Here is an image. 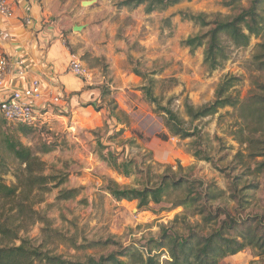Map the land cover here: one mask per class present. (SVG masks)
I'll list each match as a JSON object with an SVG mask.
<instances>
[{
	"label": "rangeland",
	"instance_id": "374dc122",
	"mask_svg": "<svg viewBox=\"0 0 264 264\" xmlns=\"http://www.w3.org/2000/svg\"><path fill=\"white\" fill-rule=\"evenodd\" d=\"M120 1L123 0H96L92 7L96 6L103 12L97 21L105 18L111 25L109 30L112 31L105 30V35L115 34L119 41L125 43V63L131 74L135 76V71L141 74V77L136 76L139 83L133 88L134 105L139 100L153 114L164 117L157 104L147 100L142 90L149 87L159 107L175 112L186 121V128L197 127V134L202 137L201 146H195L194 139L173 138L166 130L147 136L127 117L116 112V119L122 127L111 129L103 125L90 133L92 140L85 144L88 154L94 156L103 169L85 168L81 163L83 158L75 153L73 147L65 148L69 160H63L64 156L56 154V162H48V157L51 158L56 149L39 155L46 164L44 175L55 181L48 184L47 191L22 190L12 203L0 201V224L6 227L5 231H0V247H17L26 241L50 256L84 262L89 256L97 259L131 246L144 257L150 253L159 264H167V256L163 252L156 253L153 243L158 241L161 229L182 234L191 229L206 235L213 223L207 225L197 214L195 206L174 208V202L184 197L182 193L169 195L161 204L138 211L135 202H117L104 190L108 180L120 187L143 188L165 174L174 175L177 179H194L204 187L210 185L212 189L222 191L215 201L202 203L206 207L205 213L217 214L219 221L228 215L240 218L241 222L246 218V223H260L263 226L259 231L264 230V167L260 166L264 162V135L261 133H264V121L253 118L243 123L232 109L226 108L213 117L189 125L183 109L184 101L196 108L212 102L215 89L225 76L239 79L234 91L240 100L258 94L255 93L258 85H264V71L257 70V62L253 59L264 54V49L258 47L264 46V31L257 38L251 37L246 48H235L224 39L228 60L221 69L213 72L203 65V48L190 52L181 46L186 38L204 32L192 22L183 20L182 13L205 15L209 20L216 16L219 20H228L247 9L252 0L235 3L232 0L184 1L164 12L150 15L144 14L143 6L134 10H118ZM259 13L264 21V5ZM87 61L92 64L95 60ZM110 93L102 89L101 96L107 101V111L113 114L117 104ZM100 109H103L102 105L96 108ZM242 128L245 137L242 141L247 139L251 142L239 143L241 139L237 136ZM15 129L16 126L0 117V130L13 135L33 151L40 149L45 141L36 130L33 131L34 128L29 129L26 136L15 134ZM163 135L167 136L166 140L162 139ZM199 147L205 151L207 160L198 161L193 157V152ZM107 153H112L118 162H132L135 174L127 178L118 176L101 158L107 157ZM1 158V179L6 185H13L16 183L17 164L5 154L0 144ZM57 181H63L58 188L54 187ZM64 191H73V198L67 201L59 199L60 192ZM92 243L96 245L88 247ZM258 255L257 250L246 248L219 264H264V257ZM121 259L127 264L134 261L128 257Z\"/></svg>",
	"mask_w": 264,
	"mask_h": 264
},
{
	"label": "trees",
	"instance_id": "16d2710c",
	"mask_svg": "<svg viewBox=\"0 0 264 264\" xmlns=\"http://www.w3.org/2000/svg\"><path fill=\"white\" fill-rule=\"evenodd\" d=\"M184 1L189 2L191 0H123L117 3V9L134 10L143 6L144 14L150 15L154 12H164ZM240 1L243 0H232L231 2ZM263 5L264 0H252L247 9L228 20H219V16L209 20L205 15L182 13L183 20L192 22L204 32L186 38L181 42V46L189 49L190 52L203 48V65L210 72L221 69L228 60L223 45L224 39L228 40L235 48H246L251 37L257 38L264 31L263 16L259 13V9ZM167 23L170 24L169 21ZM258 47L264 49L263 45H258ZM253 59L257 62V70L264 71V54L255 56ZM133 73L135 76L141 77L138 71ZM238 82L239 79L236 77L225 76L215 89L213 101L204 106L196 108L188 101H184L183 109L188 124L192 125L202 119L213 117L220 110L226 108L232 109L243 123L253 118L258 120L260 118L264 121V85H258V92H255L258 94L240 100L238 93L234 91ZM142 90L147 100L157 104V109L164 115L161 119L169 136L180 140L194 139L193 144L201 146L202 137L197 134V127L186 128V121L175 112L168 108L159 107L149 87L145 86ZM14 126H16L15 134L23 136L28 135L30 130L34 128L26 125ZM35 130L43 137L48 134L43 129L34 128L33 131ZM243 132V128L238 132L237 137L239 140L241 139L239 143L251 142L247 139L242 141L245 138ZM261 133L264 135L263 132ZM43 139L45 141L41 148L33 151L24 146L13 135L0 130L1 146L5 154L17 164L14 175L15 184L6 185L0 176V201L2 203H12L20 196L22 190L28 192L33 190L47 191L48 184L55 181L54 178L44 175L46 164L39 159V155L54 151L58 145L54 141L48 142L45 138ZM162 139L166 140L167 136L163 135ZM206 156L205 151L201 150L200 147L193 152V157L198 161L207 160ZM101 158L118 176L127 178L135 174L136 170L132 168L130 161L118 162L112 153H107V157L102 156ZM2 165L3 159L1 158L0 169ZM260 166L264 167V162ZM62 183L63 181H57L54 187L58 188ZM104 190L117 202H135L138 211L148 210L152 205L161 204L169 195L182 193L184 197L174 202V208L195 206L197 214L202 216L207 225L213 223L206 235L191 229H188L185 234L161 229L158 241L153 243L156 253L161 254L163 252L167 256V264H219L226 257L234 256L246 248L255 249L259 252V257H264V230L259 231L263 225L246 223V218L241 222L240 218H231L229 215L224 220L219 221L217 214L213 216L209 212L205 213L206 207L202 203L205 200L213 202L222 194V191L212 189L210 185L204 187V184L197 180H189L183 177L177 179L174 175L165 174L158 177V181L151 185H145L143 188L120 187L114 181L108 180ZM58 198L65 201L70 200L73 198V191L60 192ZM234 200L236 199L234 198ZM20 205L24 206L23 204ZM244 225L246 227L240 229ZM5 230L6 227L0 224V231ZM95 245L96 243H92L88 247ZM126 257L134 260L132 264H159L155 256L147 253L144 257L136 247L131 246L120 248L118 251L100 256L97 259L89 256L84 262H72L64 260L60 256H50L40 249L34 248L26 241H22L17 247H0V264H127L121 259Z\"/></svg>",
	"mask_w": 264,
	"mask_h": 264
},
{
	"label": "crops",
	"instance_id": "0c3cea01",
	"mask_svg": "<svg viewBox=\"0 0 264 264\" xmlns=\"http://www.w3.org/2000/svg\"><path fill=\"white\" fill-rule=\"evenodd\" d=\"M5 1L14 18L0 17V51L10 63L0 89V102L16 91H23L32 81L39 82L42 98L30 103L37 119L35 129H43L48 134L47 138L42 135L41 138L59 145L48 162L55 163L56 154L69 160L66 150L73 147L83 158L85 168L103 169L88 154L85 144L92 140L90 133L103 125L111 129L122 127L116 112L147 136L165 131L161 118L146 104L137 100L134 105L133 88L139 79L125 63V43L115 34L105 35L111 25L105 18L97 21L102 16L101 9L83 8L82 2L90 0ZM75 27L83 29L74 33ZM71 54L80 59L86 77L77 78L67 71ZM88 59L95 61L89 64ZM102 89L111 91L110 96L117 104L114 114L107 111ZM101 105L103 109L96 110Z\"/></svg>",
	"mask_w": 264,
	"mask_h": 264
},
{
	"label": "built area",
	"instance_id": "2783aa9c",
	"mask_svg": "<svg viewBox=\"0 0 264 264\" xmlns=\"http://www.w3.org/2000/svg\"><path fill=\"white\" fill-rule=\"evenodd\" d=\"M0 17L6 20L14 18L11 6L5 0H0ZM25 22L29 24L27 20ZM9 67V60L0 51V89L3 88ZM67 71L77 78L86 77V70L82 67L80 59L75 54L70 55ZM41 98V85L38 81H32L23 91H16L8 100L0 102V115L8 124L26 125L35 128L37 119L30 103L38 102Z\"/></svg>",
	"mask_w": 264,
	"mask_h": 264
},
{
	"label": "water",
	"instance_id": "95a60500",
	"mask_svg": "<svg viewBox=\"0 0 264 264\" xmlns=\"http://www.w3.org/2000/svg\"><path fill=\"white\" fill-rule=\"evenodd\" d=\"M95 2H96V0L85 1V2H82V6L85 5V6L89 7V6H92ZM82 29H83V27H75L73 30L80 32Z\"/></svg>",
	"mask_w": 264,
	"mask_h": 264
},
{
	"label": "bare ground",
	"instance_id": "6f19581e",
	"mask_svg": "<svg viewBox=\"0 0 264 264\" xmlns=\"http://www.w3.org/2000/svg\"><path fill=\"white\" fill-rule=\"evenodd\" d=\"M85 6V5H84Z\"/></svg>",
	"mask_w": 264,
	"mask_h": 264
}]
</instances>
